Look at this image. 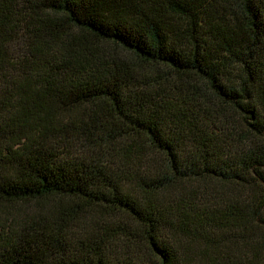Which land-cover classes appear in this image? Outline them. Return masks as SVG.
I'll list each match as a JSON object with an SVG mask.
<instances>
[{"label": "trees", "instance_id": "trees-1", "mask_svg": "<svg viewBox=\"0 0 264 264\" xmlns=\"http://www.w3.org/2000/svg\"><path fill=\"white\" fill-rule=\"evenodd\" d=\"M0 264H264V0H0Z\"/></svg>", "mask_w": 264, "mask_h": 264}]
</instances>
